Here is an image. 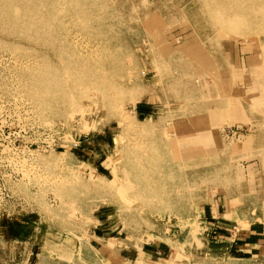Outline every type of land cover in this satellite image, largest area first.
Wrapping results in <instances>:
<instances>
[{
	"label": "rangeland",
	"instance_id": "374dc122",
	"mask_svg": "<svg viewBox=\"0 0 264 264\" xmlns=\"http://www.w3.org/2000/svg\"><path fill=\"white\" fill-rule=\"evenodd\" d=\"M249 58L264 0H0V264L223 259L207 200L264 202L214 130Z\"/></svg>",
	"mask_w": 264,
	"mask_h": 264
},
{
	"label": "crops",
	"instance_id": "0c3cea01",
	"mask_svg": "<svg viewBox=\"0 0 264 264\" xmlns=\"http://www.w3.org/2000/svg\"><path fill=\"white\" fill-rule=\"evenodd\" d=\"M245 61L244 63L248 66V77L245 83L248 85L249 93L252 94L253 90L264 87V75L258 77L254 73L257 67L263 68L264 64L253 59ZM258 78L263 79L258 80ZM239 99L240 102L238 99L235 101L232 98L228 99L233 101L232 104L224 105L223 102V110L228 109L226 124L214 130L219 131L220 140L223 141L220 142L225 152L224 162L233 164V175H237L236 165L242 164L243 158L253 154V163L247 166H239L242 168L239 175H244L243 177L250 181L254 178L258 187L264 188V95L261 97L248 95L247 100L245 95L243 109L241 108V97ZM191 128V134L199 129L197 127ZM187 130L188 128H186ZM201 130L205 132L204 128ZM256 134L260 135L257 136ZM225 142H230V146L224 147ZM249 148L252 149L251 153ZM238 157L239 159H236ZM219 194L207 200L205 204L208 207L203 212L204 219L210 224V235L215 239L218 238L215 243L218 246L217 250L225 249L226 255L223 259L216 260L204 258L203 264H227V262L232 264H264V202L260 200V203H245L242 207L239 205L238 209H231L230 206L226 207ZM213 235H216L217 238ZM154 255V253H146L144 261H139L137 257L133 264H192L185 262V259L176 262V256L156 257ZM118 257L117 260H120V264H130L129 256L121 255Z\"/></svg>",
	"mask_w": 264,
	"mask_h": 264
}]
</instances>
